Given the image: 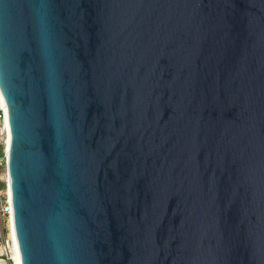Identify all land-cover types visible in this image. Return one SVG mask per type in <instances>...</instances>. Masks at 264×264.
Returning a JSON list of instances; mask_svg holds the SVG:
<instances>
[{"label":"water","instance_id":"obj_1","mask_svg":"<svg viewBox=\"0 0 264 264\" xmlns=\"http://www.w3.org/2000/svg\"><path fill=\"white\" fill-rule=\"evenodd\" d=\"M19 264H264V0H0Z\"/></svg>","mask_w":264,"mask_h":264},{"label":"built area","instance_id":"obj_2","mask_svg":"<svg viewBox=\"0 0 264 264\" xmlns=\"http://www.w3.org/2000/svg\"><path fill=\"white\" fill-rule=\"evenodd\" d=\"M6 106L0 91V257L14 262L12 237L13 208L8 168L9 143ZM9 230V232H5Z\"/></svg>","mask_w":264,"mask_h":264},{"label":"bare ground","instance_id":"obj_3","mask_svg":"<svg viewBox=\"0 0 264 264\" xmlns=\"http://www.w3.org/2000/svg\"><path fill=\"white\" fill-rule=\"evenodd\" d=\"M6 123L8 125V121H7V113H6ZM8 143H9V137H8ZM12 227V237H13V244H14V264H19V260H18V255H17V249H16V243H15V235H14V228H13V221L11 224Z\"/></svg>","mask_w":264,"mask_h":264},{"label":"rangeland","instance_id":"obj_4","mask_svg":"<svg viewBox=\"0 0 264 264\" xmlns=\"http://www.w3.org/2000/svg\"><path fill=\"white\" fill-rule=\"evenodd\" d=\"M5 232L8 233L9 230H6ZM5 261H6V264H14V262H13L12 260H6V259H5Z\"/></svg>","mask_w":264,"mask_h":264},{"label":"crops","instance_id":"obj_5","mask_svg":"<svg viewBox=\"0 0 264 264\" xmlns=\"http://www.w3.org/2000/svg\"><path fill=\"white\" fill-rule=\"evenodd\" d=\"M0 264H6V261L4 258L0 257Z\"/></svg>","mask_w":264,"mask_h":264}]
</instances>
